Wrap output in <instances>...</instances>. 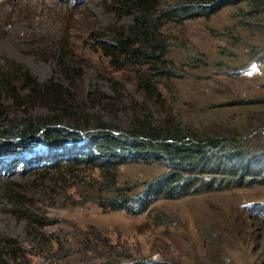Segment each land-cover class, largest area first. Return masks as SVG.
Listing matches in <instances>:
<instances>
[{
    "label": "rangeland",
    "instance_id": "1",
    "mask_svg": "<svg viewBox=\"0 0 264 264\" xmlns=\"http://www.w3.org/2000/svg\"><path fill=\"white\" fill-rule=\"evenodd\" d=\"M246 9L245 3L229 4L209 17L168 23L162 37L171 61L157 70L137 64L115 68L95 47V41L109 42L115 27L132 23V15L113 10L111 0H0V66L13 60L40 83L54 77L77 107L73 114L56 115L42 100L24 98L27 89L19 81L15 94L0 86V113L7 119L51 116L64 125L102 120L122 129L147 119L202 136L235 137L255 148L247 153L264 157V14L252 17ZM61 55L74 68L67 77ZM145 77L159 95L141 86ZM14 142L0 140L5 264L127 257L166 264H264L259 179L252 186L158 198L143 213L129 214L101 208L98 201L125 187L139 191L164 165H94L80 160L71 142L54 147Z\"/></svg>",
    "mask_w": 264,
    "mask_h": 264
},
{
    "label": "trees",
    "instance_id": "2",
    "mask_svg": "<svg viewBox=\"0 0 264 264\" xmlns=\"http://www.w3.org/2000/svg\"><path fill=\"white\" fill-rule=\"evenodd\" d=\"M240 3L248 7L246 15L264 14V0H111L113 10L132 15V23L127 27H115L109 42L95 41L94 45L109 57L115 68L137 64L159 70L158 64L171 61L167 58V40L162 37V29L168 23L209 17L225 5ZM66 60L61 55L60 65L65 77L74 71V68L66 67ZM160 71L170 73L162 68ZM19 81L22 88L27 89L24 98L42 100L52 106L56 115L63 117L77 110L76 98L54 77L40 83L23 65L7 59L0 66V86L9 94H15ZM140 82L147 92L159 95L150 77ZM54 121L51 116L30 115L7 119L0 113V140L12 139L16 146L27 142L48 147L71 142L80 151L78 158L94 165L115 167L135 161L164 165L165 170L146 181L139 191L125 187V192L101 197L98 205L104 209L139 214L158 198L174 199L223 188L252 186L257 184V179L264 183L263 153H247L255 152V148L235 137L202 136L176 127L154 125L147 119L127 129L111 126L102 120L91 124L71 121L66 125L62 124L61 118H56L58 123ZM9 196H15L11 190ZM0 264H5L1 254ZM89 264L166 263L127 257L118 262Z\"/></svg>",
    "mask_w": 264,
    "mask_h": 264
},
{
    "label": "bare ground",
    "instance_id": "3",
    "mask_svg": "<svg viewBox=\"0 0 264 264\" xmlns=\"http://www.w3.org/2000/svg\"><path fill=\"white\" fill-rule=\"evenodd\" d=\"M16 163V162H15ZM15 163L13 162V164L15 165Z\"/></svg>",
    "mask_w": 264,
    "mask_h": 264
}]
</instances>
